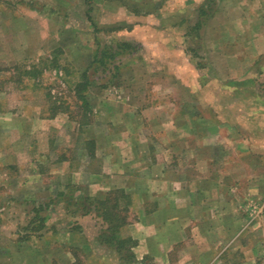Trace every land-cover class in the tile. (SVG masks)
<instances>
[{"label":"crops","instance_id":"0c3cea01","mask_svg":"<svg viewBox=\"0 0 264 264\" xmlns=\"http://www.w3.org/2000/svg\"><path fill=\"white\" fill-rule=\"evenodd\" d=\"M164 8L173 9L175 21L188 26L201 10L209 11L199 32L202 55L200 49L189 57L170 45L163 47L145 33L137 37L148 49L136 56L140 59H129L137 64L128 67L132 77L120 84L123 91L116 83L108 86L116 98L102 97L95 103L96 110H104V120L114 123L117 132L111 137L120 141L102 148V134L83 137L93 141L96 159L102 152L109 162L104 169L105 163L95 172L89 170L87 188L93 199L117 190L127 195V224L119 237L137 241L134 253L139 259L155 264H264V158L252 156L264 155V100L256 76L264 72V63H257L264 57V0H220L213 9L206 0H165ZM133 9L144 12L143 5ZM143 16L130 15L127 22ZM172 22L161 25L171 28ZM206 56L214 65L194 61L200 63ZM41 117L50 126L59 119L67 121L66 114ZM135 119L152 128L153 121L161 123L153 134L161 140V149L133 132L129 122ZM68 135L65 146L71 151L79 134ZM70 162L58 166L70 169ZM72 163L71 183L82 184L85 160ZM247 203L262 213V222L243 223V218L249 219L243 214ZM3 233L0 228V236ZM66 236L73 238L71 233ZM252 236L263 248L251 245ZM40 237L34 246L25 244L35 250L36 258L28 259L15 252L22 245L25 250L24 243L8 246L0 241V264L60 263L59 257L42 258L43 249L56 245L49 247ZM8 249L10 255L2 251Z\"/></svg>","mask_w":264,"mask_h":264},{"label":"rangeland","instance_id":"374dc122","mask_svg":"<svg viewBox=\"0 0 264 264\" xmlns=\"http://www.w3.org/2000/svg\"><path fill=\"white\" fill-rule=\"evenodd\" d=\"M163 1L0 0V228L5 232L0 241L8 246L24 243L25 250L22 245L15 251L19 256L36 258L32 246L25 244L34 246L37 237L42 236L44 242H50L49 247L56 245L43 249L42 258L59 257L57 264H155L149 258H137L134 253L137 243H125L122 247L111 239L103 242L100 238L108 224L97 214L86 182L89 170L95 172L105 163L104 169L109 162L104 160L102 152L98 154L101 158L96 159L93 141L83 137L102 134L99 137L102 148L120 141L121 137H111L110 133L117 132L111 127L114 123L104 120V110H96L95 103L102 97L116 98L118 94L110 93L108 86L116 83L121 89L120 84L132 77L128 67L137 64L132 65L133 60L129 59L138 58L139 53L148 49L137 40L141 33L189 57L200 49L199 44L203 45L200 36L196 38L194 33H189L187 23L181 24L189 14L182 16V21H175L177 14L171 8L162 9ZM206 1L213 9L220 0ZM139 5L144 6L145 16L141 10L133 9ZM170 14L172 18H166ZM130 15L143 17L127 22ZM170 21H173L171 28L161 25ZM122 41L132 43L135 55L127 57V48L122 51L123 57L102 59L103 48L117 50V43ZM153 49L159 50L156 46ZM201 49L198 51L202 55ZM194 61L214 65L207 56L200 63ZM257 63H264V57ZM256 76L264 100V72ZM79 85L86 86L81 91L83 94L77 92ZM56 112L55 116L66 114L67 121L59 119L53 125L55 128L47 123L48 119L42 121L41 115L48 117ZM134 116L133 113L132 119ZM152 123L155 128L135 119L129 126L133 132H140L143 142L161 149V140L153 135L159 132L161 123ZM141 124L144 126L140 127ZM50 127L58 133H50ZM73 132L79 136L75 149L69 151L66 139ZM252 156L264 158L259 153ZM66 159L75 163L85 160L82 184L71 183V173L75 170L72 162L70 169L58 166ZM123 208L120 210L127 216L128 211ZM243 214L249 217L243 218V223L262 222L263 218L259 217L262 213H256L253 205L247 203ZM68 233L73 234L71 241L66 236ZM251 245L261 246L255 236ZM2 251L10 255V249ZM130 254L133 259L128 258Z\"/></svg>","mask_w":264,"mask_h":264},{"label":"trees","instance_id":"16d2710c","mask_svg":"<svg viewBox=\"0 0 264 264\" xmlns=\"http://www.w3.org/2000/svg\"><path fill=\"white\" fill-rule=\"evenodd\" d=\"M208 12L209 11L207 9L201 10L197 20L188 28L190 31L189 33H194L196 38L199 37V32L205 24ZM109 50L111 51V53H109ZM123 50H128L125 55L132 54V51L134 50L132 49V43L129 41H122L120 43H117V50L114 49V51L110 47L106 49L103 48L101 52L102 59H105L106 56H110L111 59L121 56L123 55ZM84 88H86V86L84 87L83 85H79V88H77L78 94H83L81 91H84ZM58 113H62V111H59ZM58 113H52L48 117H54ZM101 196L94 198L92 201L97 214L100 215V217L108 224V227L104 231H102L100 238L103 239V242L109 241L111 239V241H114L116 245L119 243V245L122 247L123 245H125V243L136 245L137 242L134 240L132 241V239L119 237L120 229L127 224V216L126 214L122 213V210H120L122 207H124L123 210L125 212L128 211L127 209L129 204L128 201H126L127 195H125L122 191L117 190L115 192H109ZM122 201L125 202L123 206L121 205ZM128 258L133 259L134 256L130 254Z\"/></svg>","mask_w":264,"mask_h":264}]
</instances>
